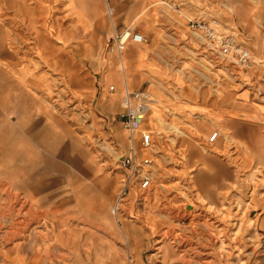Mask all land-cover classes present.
I'll list each match as a JSON object with an SVG mask.
<instances>
[{"label":"rangeland","instance_id":"374dc122","mask_svg":"<svg viewBox=\"0 0 264 264\" xmlns=\"http://www.w3.org/2000/svg\"><path fill=\"white\" fill-rule=\"evenodd\" d=\"M23 1L22 13L17 0H0V32L14 28L30 47L20 44L21 64L30 71L37 59L35 72H45L52 92L47 97L40 87H27L50 107L52 125L68 129L62 139L50 137L48 149L69 170L55 171L57 182L35 195H44L41 221H29L27 229L52 234L47 246L40 244L54 251V263L88 264V251H98L99 264H264V0H141L138 17L126 27L146 41L128 45L120 57L109 50L112 32L106 31L108 7L112 15L116 10L112 0ZM79 3L88 5L84 24L77 19ZM175 3L181 6L175 9ZM209 7L248 50V60L212 53L186 27L181 15ZM35 30L53 47L37 49ZM133 46L142 50L140 57H127ZM6 83L0 80V99L11 92ZM125 89L151 95L141 125L153 132L151 147L141 145L140 131L122 127ZM6 114L0 105V118ZM74 138L92 153L95 171H83L90 167L87 157L74 164L58 157L62 149L79 150ZM7 139L0 133V178L15 142ZM131 140L137 159H149L146 190L121 165ZM95 183L109 189L108 217L84 215L85 207H101L100 200L83 199L84 184ZM28 204L26 199V209Z\"/></svg>","mask_w":264,"mask_h":264},{"label":"crops","instance_id":"0c3cea01","mask_svg":"<svg viewBox=\"0 0 264 264\" xmlns=\"http://www.w3.org/2000/svg\"><path fill=\"white\" fill-rule=\"evenodd\" d=\"M112 1L116 10L112 15V10L108 7L110 22L107 24L106 31L112 32L108 38H111L115 33L124 29L127 24L133 23L135 18L138 17L137 15H139L137 8L143 5L141 0ZM153 4V1H151L149 7L152 8ZM16 5V12L21 11L23 13L25 8L24 1L17 0ZM75 5L78 8L77 19L81 21V24H84L86 20L85 14H87L85 9L88 8V5L83 3H79L78 6L77 4ZM180 6V3L174 4L175 9H178ZM154 7L157 8L155 5ZM227 9L230 12L232 10L230 6ZM147 17L143 18L146 19ZM136 25L142 27V22L139 25L136 23ZM132 30L137 31L135 28H132ZM34 33V41L37 49L53 47L41 37L37 30ZM18 35L14 31V28H11L9 31L4 30L0 32V80H6L7 83L4 85H7L11 91L6 94V99H0V105L5 106L7 112L6 115H2L0 118V133L5 139L8 138L6 140L7 142H12V139L15 140L11 144V147H9L10 154L6 155L7 159L3 166H1V169L4 170V177L0 178V250L5 244H10L11 247L6 251H0V264H55L54 251L50 250L49 247H41L40 244L42 242L44 246H47L53 238L52 234L49 231L46 233L42 232V230L40 232L37 229L27 232V229L29 221H35L36 223L41 221L38 208L44 207V203H42L44 195L41 194V198L40 195H35L38 192H43L45 189L50 188L52 184L57 182L58 179L55 177V171L62 173L69 170L55 156L50 155L53 154V151H50L51 148L48 149V141H51L49 140L50 137L59 136L58 139H62L68 133V129L57 130L52 125L53 116L50 113V107L38 99L28 88L31 85L36 88L40 87L47 94V97H50L52 92L45 72L41 70L40 72L38 70L35 72V69H39L37 59L31 62L32 69L30 71L28 70L29 66L27 64H21V60L18 57L19 53L22 52L20 44L26 47L28 45H24V40L17 37ZM130 44L134 43H129L128 45ZM262 47L264 45L259 47L260 51H264ZM53 52L54 49L48 53L52 54ZM24 53L26 54L27 51H24ZM41 53L44 54V51H41ZM41 53L39 50L34 51L37 58L44 57ZM141 53L142 50L137 46H133L127 53V57H133L135 55L140 57ZM65 57L67 56L64 53L57 54L59 60L64 61ZM118 67L123 71L125 83L127 84L123 58H121ZM39 80H41V83ZM246 96V92L241 94V98ZM12 114L14 116L13 120ZM233 134H240L239 130L233 131ZM257 137L260 139V136ZM261 138V142H264V136L261 135ZM70 142H72V139ZM74 142L79 146L78 151L76 150L74 154L72 152L68 153L65 148L64 150L62 149L58 157L71 164H74L79 158L85 160L87 157L85 162H90L88 163L90 167L85 168L83 171L87 173L95 171L96 166L92 162V153L87 151L81 139L74 138ZM202 150L204 154H207L204 148ZM8 173L16 175H13L16 177L13 180H16L18 185L14 186V183L11 182L12 179H10L12 175ZM233 173L234 171L229 169L227 175L232 176ZM94 186L84 184L83 187L85 189H83V192L85 194H83V199L100 200L101 207H85L83 210L85 212L84 215L87 214L90 217H98L100 215L108 217L106 201L110 198L109 189L107 187L102 189L97 183ZM19 190L23 192L24 197L19 196ZM23 198L25 200L27 199L29 203L27 209L25 208V200ZM78 198L80 197L78 196ZM170 228V224L166 222L165 229ZM88 252H92L93 255L92 259L90 258L87 261L89 262L88 264H99L98 251Z\"/></svg>","mask_w":264,"mask_h":264},{"label":"built area","instance_id":"2783aa9c","mask_svg":"<svg viewBox=\"0 0 264 264\" xmlns=\"http://www.w3.org/2000/svg\"><path fill=\"white\" fill-rule=\"evenodd\" d=\"M181 16L186 27L192 33L198 35L211 52L224 57L234 56L240 62L248 60V50L237 40L234 33L223 30V23L220 19L221 14L212 7L194 14H183ZM145 41L146 38L143 34L125 27L111 37L109 50L116 52L120 57L129 43L142 44ZM113 88V86H110V89ZM150 101L151 95L147 90L125 89L122 95L124 107V111L121 113L122 127L130 134L140 131V142L143 147H151L153 144V132L150 129H141ZM216 135L217 133L211 134L209 140L212 141ZM148 163V158H143L141 161L137 159L136 149L131 140L128 153L122 158L121 165L130 169L131 177L137 179L140 190H146L149 187L150 178L147 170L143 168Z\"/></svg>","mask_w":264,"mask_h":264},{"label":"bare ground","instance_id":"6f19581e","mask_svg":"<svg viewBox=\"0 0 264 264\" xmlns=\"http://www.w3.org/2000/svg\"><path fill=\"white\" fill-rule=\"evenodd\" d=\"M200 2V1H199ZM201 4H203V3H201ZM186 33V32H185ZM202 43H203V41H202ZM204 44V43H203ZM205 45V44H204ZM213 53V52H212ZM220 56V55H219ZM220 57H224V56H220ZM226 57H228V58H231L232 59V57H229V56H226ZM228 58H226L224 61H228L227 59ZM250 84V88H252V89H254V90H261L259 87H258V85L257 84H254V83H249ZM261 93V92H260ZM262 93L259 95V98H261L262 99ZM262 100H264V99H262ZM183 209H190V210H192V208H191V205H186V206H184V207H182ZM113 209V208H112Z\"/></svg>","mask_w":264,"mask_h":264}]
</instances>
